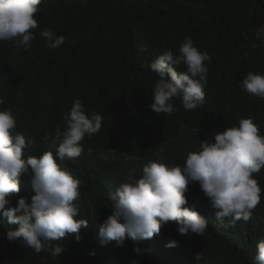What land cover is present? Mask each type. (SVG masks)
<instances>
[{
  "label": "trees",
  "instance_id": "16d2710c",
  "mask_svg": "<svg viewBox=\"0 0 264 264\" xmlns=\"http://www.w3.org/2000/svg\"><path fill=\"white\" fill-rule=\"evenodd\" d=\"M39 7L31 48L17 51L15 41H0V111H12L16 131L29 142L24 160L44 151L55 156V128H66L74 100L89 117H103L101 130L85 136L77 159L57 157L82 181L77 218L88 220V227L78 241H54L63 251L53 257L9 241L7 233L19 225L0 214V264H256V245L264 240V191L252 218L229 226L231 218L217 221L199 184L190 182L186 206L206 219L203 236L182 235L169 222L154 238L126 239L119 247L101 241L99 225L111 214L109 194L128 182L129 170L139 179L150 162L183 166L189 152L201 150L200 141L214 142L241 118H252L264 136V99L242 84L249 71L264 75V0H41ZM46 28L65 37L55 49L39 35ZM186 36L210 56L204 104L185 110L177 97L171 115L157 114L150 105L159 77L150 64L167 50L178 55ZM176 68L186 71L184 64ZM253 178L264 190V169ZM19 188L7 197L8 206L20 197L31 202L30 175L20 178ZM170 240L177 246L166 247Z\"/></svg>",
  "mask_w": 264,
  "mask_h": 264
},
{
  "label": "clouds",
  "instance_id": "9594fccd",
  "mask_svg": "<svg viewBox=\"0 0 264 264\" xmlns=\"http://www.w3.org/2000/svg\"><path fill=\"white\" fill-rule=\"evenodd\" d=\"M41 0H0V41H15L16 49L28 50L36 39L39 27L35 14L40 11ZM47 47L60 46L64 36H57L50 29L39 33ZM142 47L140 51H146ZM207 52H201L191 37H185L179 54L165 51L150 64L159 77L155 83L151 109L157 114L171 115L176 109L174 98H181L185 110H195L205 101ZM186 65V71L176 66ZM247 92L264 99V75L249 71L242 81ZM5 101L0 97V104ZM66 128H55L59 142L53 155L44 151L39 158L24 151L29 146L23 133L17 132V119L10 109L0 111V214L10 224H18L7 233L9 241L18 240L36 253L48 252L59 257L62 247L53 243L69 236L78 241L88 220L79 215L82 181L71 169L58 161L77 159L84 151L85 136L97 134L102 128L103 117L85 113L81 100H74L70 112L64 117ZM201 150L189 152L183 166H169L150 162L142 168V177L136 179L129 170L127 180L109 194L113 203L111 214L99 225L102 242H115L122 247L126 239L143 241L154 238L161 228L174 222L182 235L203 236L207 221L186 205L184 195L190 182H197L204 196L210 201L217 221L231 218L229 226L237 221H249L261 200L262 188L253 178L264 169V136L252 118H241L239 126L226 128L214 136V142L200 141ZM58 157V161H57ZM31 176L34 195L28 203L20 197L15 207L7 199L20 191V178ZM170 240L166 247H176ZM256 264H264V240L256 245ZM139 255L141 249L134 247ZM200 255H197V259Z\"/></svg>",
  "mask_w": 264,
  "mask_h": 264
},
{
  "label": "rangeland",
  "instance_id": "374dc122",
  "mask_svg": "<svg viewBox=\"0 0 264 264\" xmlns=\"http://www.w3.org/2000/svg\"><path fill=\"white\" fill-rule=\"evenodd\" d=\"M260 38H261V40H262V44H263V46H264V36H263V33H262V32H260Z\"/></svg>",
  "mask_w": 264,
  "mask_h": 264
}]
</instances>
